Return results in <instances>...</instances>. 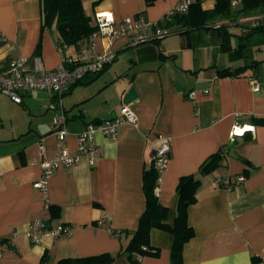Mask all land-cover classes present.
Segmentation results:
<instances>
[{"label": "crops", "instance_id": "obj_1", "mask_svg": "<svg viewBox=\"0 0 264 264\" xmlns=\"http://www.w3.org/2000/svg\"><path fill=\"white\" fill-rule=\"evenodd\" d=\"M179 1L81 0L91 22L95 14H107L115 25L136 16L156 23ZM202 1L204 10L216 2ZM231 1L233 9L241 8V0ZM258 14L264 17V8L242 20ZM236 23L226 25L230 36L225 49L218 24L187 33L175 26L178 32L158 44L133 45L126 35L115 38L114 61L61 99L69 131L66 147L75 154V132L118 116L130 88L137 94L129 103L137 125L120 126L114 141L97 134L102 156L93 166L81 158L56 170L47 179L45 195L33 185L40 179L41 161L56 152L51 94L32 91L21 104L0 94V264H41L43 257L42 264H54L124 251L145 208L143 173L153 146L165 138L169 162L156 191L168 211L165 223H173L179 178L196 175L199 181L187 211L193 237L183 247V264H264V121L255 122L264 120V33H249L248 26L255 23ZM0 34V70L11 58L23 56L32 68L50 72L62 59L89 58L106 45L98 38L93 45L85 41L61 52L54 31L41 29L40 0H0ZM251 76L260 85L257 92L248 83ZM235 125L246 128L229 142ZM216 153H221L218 166L199 174L200 165ZM225 176L244 180L230 189L213 185ZM48 205L55 207L54 215ZM35 219L49 227L66 225L70 235L44 236L32 243L27 232ZM172 242L170 233L153 229L149 245L157 252L138 264H171ZM111 264L132 263L121 254Z\"/></svg>", "mask_w": 264, "mask_h": 264}, {"label": "built area", "instance_id": "obj_2", "mask_svg": "<svg viewBox=\"0 0 264 264\" xmlns=\"http://www.w3.org/2000/svg\"><path fill=\"white\" fill-rule=\"evenodd\" d=\"M192 0H181L174 8L169 11L160 21L156 23L148 22L143 16L127 17L118 25H115L113 19L107 14H95L94 22L96 30L89 38L93 45L98 38L106 43L101 52H93L89 58H82L76 63L62 59L61 64L54 70L46 72L42 69L32 68L29 59L19 56L11 58L8 66L0 70V94L9 98L15 104H21L23 96L32 91H46L51 94V104L48 109L55 112L52 119L53 135L56 138V152L48 159L40 163L41 176L34 183V188L40 190L44 195L47 192V179L59 168H69L85 158L89 166H93L95 161L102 156V148L95 142L97 134L105 136L114 141L118 137L120 126L129 124L137 125V117L130 107V104H122L118 116L110 120L95 121L87 123L83 129L74 133L77 143V151L71 154L66 147V138L69 135L67 129L66 113L62 109V97L78 82L85 77L95 75L104 70L116 58V52L111 45L115 38L120 35H126L133 45L145 42H155L173 35L171 29L162 27L164 21H169L171 15L175 12L185 13ZM234 7L235 3L231 2ZM262 20V19H261ZM161 22V23H160ZM258 21L255 23L257 24ZM1 35V34H0ZM37 59L35 62L37 63ZM248 83L253 92L260 89L257 79L253 76L248 78ZM193 98V94H188ZM239 129L236 125L229 133V142H233L238 136ZM244 133V128L242 129ZM38 151L43 153L44 145L38 144ZM155 159V169L157 171V187L161 182L162 174L166 170L169 162L170 144L169 139H161L160 143L153 146ZM244 180L243 176H229L218 178L213 185L219 188L230 189L233 184ZM70 228L66 225H56L49 227L41 219H35L29 225L27 236L32 243L38 242L44 236L66 237L70 235ZM146 248L143 247V250Z\"/></svg>", "mask_w": 264, "mask_h": 264}, {"label": "trees", "instance_id": "obj_3", "mask_svg": "<svg viewBox=\"0 0 264 264\" xmlns=\"http://www.w3.org/2000/svg\"><path fill=\"white\" fill-rule=\"evenodd\" d=\"M241 1L242 6L239 9L232 8L231 0H216L212 9L204 10L202 9V0H192L185 13H173L169 21L162 23V27L171 29L175 34L178 32L175 30V26H181L185 30L184 33H187L191 30L212 29V25L218 24L217 32L221 35L220 45L222 49H225L226 44H228V36H230L226 33L228 22H239L249 14L264 8V0ZM40 14L41 29L54 31L55 43L61 52L68 47L77 49L82 42H88L90 36L96 30L94 17L91 22V18L84 11L81 0H40ZM248 29L249 33H264V21L248 26ZM159 42L160 40L155 41L157 44ZM39 47L40 43L37 45V50ZM66 61L76 63L72 59ZM237 71L239 69L220 73L233 74ZM83 80L73 87L82 83ZM261 121L264 120H256L255 122ZM220 159L221 153L211 155L200 165L198 173L205 174L212 171L218 166ZM156 181L157 171L155 169L154 153L152 152L150 165L145 169L142 176L145 208L138 219L136 230L124 251L116 256L105 253L83 258L62 259L54 264H111L115 257L121 254H126L132 264H138L141 257L157 252L149 245L150 233L153 229L168 232L173 236L170 250L171 264H183V247L193 237V229L188 224L187 211L188 207L196 200L195 194L199 181L196 175H185L179 178L176 186L177 196L172 225L165 223L168 211L159 203L155 193ZM47 208L54 215L55 207L48 205ZM112 233L117 235L116 232ZM143 247L146 249L143 250ZM44 259V257L41 259V264L44 263Z\"/></svg>", "mask_w": 264, "mask_h": 264}, {"label": "water", "instance_id": "obj_4", "mask_svg": "<svg viewBox=\"0 0 264 264\" xmlns=\"http://www.w3.org/2000/svg\"><path fill=\"white\" fill-rule=\"evenodd\" d=\"M137 99V94L133 88H130L124 96L123 103L129 104Z\"/></svg>", "mask_w": 264, "mask_h": 264}, {"label": "rangeland", "instance_id": "obj_5", "mask_svg": "<svg viewBox=\"0 0 264 264\" xmlns=\"http://www.w3.org/2000/svg\"><path fill=\"white\" fill-rule=\"evenodd\" d=\"M262 16V14H258V15H256L254 18H252L250 21L249 20H246V19H244V20H240L242 23H256L260 18H264V17H261ZM229 23V22H228ZM231 29L232 30H234V29H237L236 27H231ZM240 135H242V134H240Z\"/></svg>", "mask_w": 264, "mask_h": 264}, {"label": "bare ground", "instance_id": "obj_6", "mask_svg": "<svg viewBox=\"0 0 264 264\" xmlns=\"http://www.w3.org/2000/svg\"><path fill=\"white\" fill-rule=\"evenodd\" d=\"M246 128V127H245ZM245 128H244V130H245ZM248 128V127H247ZM243 129V128H242ZM242 129L240 128V129H237V131H238V134L240 135V134H242Z\"/></svg>", "mask_w": 264, "mask_h": 264}]
</instances>
